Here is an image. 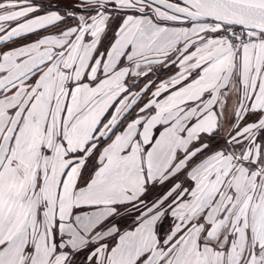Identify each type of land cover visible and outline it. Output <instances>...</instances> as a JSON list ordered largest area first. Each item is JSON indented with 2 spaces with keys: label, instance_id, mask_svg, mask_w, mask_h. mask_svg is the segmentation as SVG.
<instances>
[{
  "label": "snow or ice",
  "instance_id": "obj_1",
  "mask_svg": "<svg viewBox=\"0 0 264 264\" xmlns=\"http://www.w3.org/2000/svg\"><path fill=\"white\" fill-rule=\"evenodd\" d=\"M0 264H264V0H0Z\"/></svg>",
  "mask_w": 264,
  "mask_h": 264
},
{
  "label": "flooded vegetation",
  "instance_id": "obj_2",
  "mask_svg": "<svg viewBox=\"0 0 264 264\" xmlns=\"http://www.w3.org/2000/svg\"><path fill=\"white\" fill-rule=\"evenodd\" d=\"M37 37L36 36H30L28 37L26 40H21L19 41V43L23 44V43H27V42H30L31 40H34L36 39Z\"/></svg>",
  "mask_w": 264,
  "mask_h": 264
}]
</instances>
